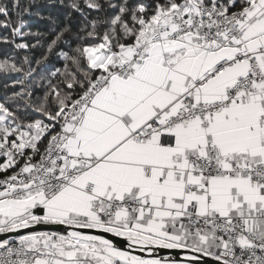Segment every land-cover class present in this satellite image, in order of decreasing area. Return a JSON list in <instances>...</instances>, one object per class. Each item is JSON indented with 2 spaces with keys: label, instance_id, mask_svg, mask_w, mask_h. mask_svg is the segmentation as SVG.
<instances>
[{
  "label": "snow or ice",
  "instance_id": "6c2138e0",
  "mask_svg": "<svg viewBox=\"0 0 264 264\" xmlns=\"http://www.w3.org/2000/svg\"><path fill=\"white\" fill-rule=\"evenodd\" d=\"M0 264H264V0H0Z\"/></svg>",
  "mask_w": 264,
  "mask_h": 264
}]
</instances>
